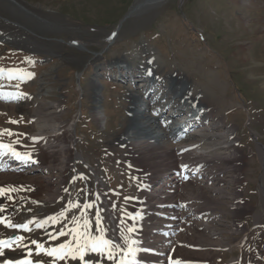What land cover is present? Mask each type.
I'll return each mask as SVG.
<instances>
[{"label": "rangeland", "instance_id": "rangeland-1", "mask_svg": "<svg viewBox=\"0 0 264 264\" xmlns=\"http://www.w3.org/2000/svg\"><path fill=\"white\" fill-rule=\"evenodd\" d=\"M16 1L23 4L32 15L26 18L27 30L0 19V69L4 70L0 73V86L13 93H25L27 99L23 102L20 100L23 96L20 99L12 96L6 97L4 99L6 101L0 100V131L9 129L20 134L0 135V140H7L15 144L14 146L19 145L17 147H25L20 148L30 152H37L38 149L28 138L30 133L36 132L32 113L40 112V109L42 112L52 111L54 102L65 100L63 110L56 116L67 124H73L79 112H82L75 131L78 150L97 170L100 176L98 179L103 181L100 182L102 189L112 187L123 190H119V194L114 195L113 199L117 200L119 206L126 204L124 202L128 200H125V195L131 194V190L120 185L130 178L122 172L121 165L117 166V162L118 164L121 162L119 160L116 162V157L121 155L123 148L110 146V143L111 139L116 138V134L128 125L127 119L130 114L128 93L136 92L138 86H134L132 81L129 83L109 79L106 81L103 76L94 75L106 66L116 64L122 69L129 67L125 65L127 62L134 64L136 60L138 63L143 60L153 61L160 69L161 87L156 88L158 92L163 89V82H167L166 86L170 87L171 76L181 74L185 81H189L192 90L195 89L198 94H205L209 103L220 108L216 109V112L222 115L228 124L238 125L240 146L247 152L245 162L248 165L242 170L244 176L242 185L241 182L231 180V176L236 175L234 168L224 165L226 172L223 176L228 181L225 180L220 185L225 191L220 195L221 203L217 205L224 216L216 227L225 233L223 240L227 245H235L237 238L245 234L233 224L236 222L235 219L240 221V226L245 224L252 228L251 234L261 231L256 224L259 222L264 225V197L261 195V190H264V160L261 156L263 149H259L260 143L264 146V0H251L250 4L249 0H165L160 4H151L143 8L123 22V18L137 0ZM0 17L22 21L17 13L13 14L6 6L1 5ZM116 33L118 37L113 39ZM73 43L85 45V48ZM244 44L248 47L245 50L242 49ZM148 51L152 53L148 54ZM94 54L99 56L91 59ZM122 55L130 56L131 60L119 66L117 62ZM135 67L138 68V65ZM21 73L34 75L19 79ZM139 73H135L134 76L131 72L127 74L132 80L136 79ZM112 74L117 73L115 71ZM10 75L13 78L10 79ZM80 86L84 88L81 95ZM95 91H99L100 99H95ZM142 95H139L138 99H141ZM34 100L36 102L32 104ZM137 103L133 109H138ZM95 107L102 116L100 124L93 116ZM103 113L107 116V122ZM17 139L19 143H16ZM211 141H215L214 144L222 142L219 137ZM29 169L31 168H28L23 176L0 177V182L18 180L27 184L26 186L16 181L18 183L16 186L22 188L10 189L9 193L19 195L10 199L0 196V202L8 199L14 203L13 201L17 202L16 200L20 198L27 205L32 203L31 200L41 202L49 198L52 201L45 204L44 210L48 217L67 209L66 219L57 224L49 222L45 225L51 228L50 231L46 227L38 230L36 224L40 221H32L29 224L33 232L27 234L31 239L27 244L34 240L32 238L39 237L46 241L45 246L48 243L55 246L58 242H64L66 237L52 241L48 239V233H55L64 225L72 227L70 223L72 215L79 216L81 211H86L82 207L70 209L68 202H79L81 206L87 203L88 189L89 202L95 200L96 189L92 185L95 176L81 160L76 175L71 169L65 171L59 166L54 168L51 165L45 166L40 169L41 171ZM81 174L87 179H79ZM107 177L113 181L112 185L107 181ZM62 179L67 181L64 188L67 191L60 193L58 186ZM189 185V189L192 190L190 195L203 197L206 191ZM236 185L241 186L242 192L244 191L246 203L241 206H246L248 212L247 214L244 212V215L235 213L237 209L233 207V200L230 199L236 197L232 195ZM41 186H45L46 190L53 194L51 196L38 194ZM211 192L207 193L212 194L215 191ZM32 195L36 197H32L33 199L28 197ZM98 203L105 204L103 199ZM38 207H41L40 204L35 203L28 214L37 213ZM106 210L105 207L102 208L105 225L109 229L108 234L115 236L113 226L109 223L111 216L107 215ZM86 212L88 218L94 222L95 209H87ZM23 214V212L17 214L16 222L27 221L28 217L24 218ZM119 219L123 218L119 215ZM45 232L46 234L42 235ZM253 247L249 250L250 254L247 248V253L246 249H243L244 257L241 264H264V239H256ZM232 249H234L232 254L240 253L235 246ZM199 251L193 252L198 255ZM207 251L200 254L207 258L209 255ZM179 252L183 253L181 250ZM230 256L231 251L224 254V259L215 256L213 261H210L213 263L215 261L216 264H229L225 262L230 261L227 260ZM37 258L35 256V259ZM43 259L45 264H51L50 258ZM101 264H104L103 260Z\"/></svg>", "mask_w": 264, "mask_h": 264}, {"label": "bare ground", "instance_id": "bare-ground-1", "mask_svg": "<svg viewBox=\"0 0 264 264\" xmlns=\"http://www.w3.org/2000/svg\"><path fill=\"white\" fill-rule=\"evenodd\" d=\"M0 1H1V4H0L1 6H6V9L13 12V14L17 13L22 18V21H18V22L12 21L8 17L6 18L0 17V19L6 23L13 24L19 28L27 30L26 25H25L26 18L30 17L29 15H32V13L23 4L17 2L16 0H0ZM164 1L165 0H137V2L134 4V6L131 9L130 16L137 14L143 8L151 4H158V3L160 4ZM250 2L251 0H249L248 3L250 4ZM46 23L47 22H44V24ZM115 35L116 34H114L113 39H116L118 37V35L116 36ZM81 46L79 45V47ZM82 47L85 48V45H83ZM246 48L248 47L246 44H244L242 49L245 50ZM147 53L149 54L152 52L148 51ZM98 56L99 55L94 54L91 59H94L95 57H98ZM127 60L128 61L131 60V57L130 56L123 57L122 55L118 59L117 65L123 66L124 62H127ZM156 64L157 63H154L153 61L147 62L145 60H143L142 62L140 61L137 64L138 68H143V71L145 73L144 75H146L147 78L144 77L143 79H141V82L145 84L139 85V88H137L136 92L133 91V92L128 93V98H129L128 111L130 112V116L127 119L128 125L124 127L122 131H119V133L116 134L117 135L116 138L111 139L112 143H110V146L127 148L129 152H132L131 153L132 155H136L137 157L139 156L138 158H134L135 162L149 166L153 170L154 173L158 172L159 170L165 167L170 168L172 167V165H174L172 163L176 162L177 156L170 151L173 146V143H172L173 137L172 136L169 137L166 131L168 130L169 132L170 131L172 132L171 129L176 128L177 125L175 124H178L179 122L174 121L173 123H171L172 126L170 125L166 127V124H165L166 122H165V119L163 118L166 111H163L162 108H160L159 111H152V112H150V110L142 111V109H140L137 111L136 109H133L137 103V100L140 101V99H138L139 98L138 96L144 93V95L142 96L144 98L145 97L147 98L146 100L147 104H150V102H152L153 104V102L155 101L158 103H161V102L166 103L167 105L171 106V109L175 110L176 114L178 112L188 113V111L191 108L195 109L197 113L199 112L200 116H203L201 117V119L205 118L204 120L208 122V126L205 127L202 131H200V134L197 135L196 139L195 137H192L191 139V141H193L192 144L185 145V147H187V151L183 155H186L189 158L195 159L203 166L209 167V169H211V167L213 169H216L219 174H221V172H224L226 170L224 168V165H229V167L234 168L236 172V175L232 176L231 179L238 183L241 182V185H242V179L244 177L242 170L245 169V166H247L248 164L245 162L247 159L246 158L247 152H245V150L242 149L240 146V137L238 135V125H235V124L230 125L231 123L228 124L225 118L222 117V115L217 114L216 109H220V108H216V106L214 107L213 104L209 103L205 94H198L196 91H194L195 89L192 90V87H191V84H189V81H185L181 77V74L171 76V80L169 78V80L172 81L170 87L162 89L160 93H157V89L155 86L159 84L161 80V76H160V69L157 67ZM127 65L130 67L129 64ZM131 68L133 67H130V69ZM143 86H144V90H142ZM83 90L84 88L80 86L79 87L80 95L83 94ZM95 92H96L95 99H98L100 96V93L99 91H95ZM146 93H147V96H146ZM170 94L172 95V97H168ZM7 97H12V96L8 95ZM103 97H105V95H103ZM25 99L27 98H24L23 96V98L20 100L23 101ZM35 102L36 101L34 100L31 103L33 104ZM64 102L65 100H59V101L54 102L52 104V109H53L52 111L42 112L43 110L40 109V112L32 113V118H33L32 120H34V122L36 123L35 124L36 132L30 133L28 135V138L32 141L31 142L32 145H34L38 149L37 150L38 153L36 151H31L34 159L38 160V163H34V167L29 169V171H33L34 169H41L45 166L51 165L53 166V168L56 166H59L61 167V169L65 171H67L68 169H71L72 172L75 173L76 175V169L79 168V162L80 160H82L83 163L86 164V166L92 171V173L95 176V181L93 182L92 185H94L93 187L96 189L95 200H96V196L99 195V200H96L97 206L100 209H102L103 207L107 209L108 215L111 216L110 218L113 221L115 234L118 237L119 235L118 226L113 217V213L116 212L118 208L117 207L113 208L110 202H106V206H104V204L102 203H98V202H101L100 199L102 200L105 194L100 184L102 180L100 179L101 180L100 181L98 179L100 177L97 175L95 168L91 165L90 162L84 159V155L79 152L78 147H77L78 139L75 134V131H76L77 122L80 118L81 112H79V114L77 115V119L75 122H73V124H67V122H65L62 119H59L56 116L57 113H60L63 110ZM178 103L180 104L179 107L178 106L175 107L176 105L174 104L178 105ZM93 111H94V114H93L94 118L97 119L100 124V122H102V116H100V112L98 111L96 107L94 108ZM171 112H173V110ZM103 115L105 116V119L107 122L106 114L103 113ZM169 117L171 116L169 115L166 118H169ZM209 120H211L210 123H209ZM194 122L195 124L198 122L200 123L201 120L195 119ZM200 136L201 138L199 139ZM32 137H40L43 139L33 140ZM216 137L221 138L222 142L220 141V143L216 142L214 144L213 142H215L217 139L213 142L211 140ZM3 143H8V142H3ZM12 145L17 151L30 152L27 149H22L25 147L20 146L22 147L20 148V147H17L19 145H16V146H14L15 144H12ZM259 145H260L259 149L260 150L263 149V151H261V156L263 157L262 160H264V146L261 143ZM113 149L115 150V148ZM259 149H258V152H259ZM79 153L81 154V157ZM8 158H12V156L10 154L0 155V170L3 167L6 168V170L0 171V177L2 176L9 177V176H14V175L23 176L26 174L27 167L25 166L28 164H25L19 161L18 163L11 162L12 164L9 163L8 166H4L3 164L7 162L3 160L9 161ZM211 162L216 163L215 168L211 165ZM20 163H22V165ZM97 180L99 182H97ZM16 181L18 183L26 184L18 180ZM16 181L11 180L8 182L7 181L0 182V188H3V189L6 188L5 189L6 193L1 197L10 199V198H14V196L16 195H19V193H16V194L9 193L10 189L20 190L22 188V187L16 186L18 184ZM224 181L225 180L222 179L220 180V183L222 182L224 183ZM66 182L64 179L60 181V186H58L59 187L58 190L60 193H63L65 191L64 188H65ZM97 183H98V187H97ZM189 184H192L191 186H196V188L199 187L204 192L206 191L204 193L205 196L203 195V197H199V196L193 197V194L186 196L187 199H191L197 203H200L199 205L200 209H198L197 211L203 212L205 210H211V208L212 209L218 208L217 205L221 203L220 201L222 198L220 195L224 193L225 188H222V187L216 188L215 184H213L212 186L208 185V187L206 184L199 185L198 183H192V182ZM185 187H186L187 192L191 190V188L189 189L187 185ZM238 187L239 188L237 189L235 193L236 197L233 198L232 205H234V207H236L237 209L235 213L243 214L245 212V214H247L248 212H247L246 206H241L246 203V200L242 199L244 196V193L242 192L241 187L240 186ZM46 189L47 188L45 186H41L38 189V194L40 195L45 194V196H51L53 192H50ZM210 191L212 192L215 191V192L213 193L211 192L213 195L207 193ZM89 193H90V189H88V191L86 192L88 196L86 200L87 203L90 200ZM261 195L262 197H264V190H261ZM28 197L32 198L36 196L32 195ZM7 200L0 202V208L4 209L3 211H0V239H4V240H8L7 237H9L12 232H15L17 236H20L21 230H22L21 228L8 227V223L20 224V223L26 222V220L23 222L18 221L19 223L16 222L17 216H18L17 214H22L23 212L24 218L28 217V220L44 221V219L48 217V214H44V210L46 209L45 204L52 201V199H49V198H46L41 202L37 200L35 201L31 200L32 203L26 205L23 203V201L20 200V198L16 200L17 202L13 201L14 203L8 200L9 202H11L9 203ZM107 200L109 201V195H108ZM107 200L105 199V201ZM235 200H237L236 201L237 203L234 202ZM240 201L242 203H239ZM35 203H39L41 206L37 208L38 212L36 211L37 213H34V215L28 214V211H31L30 208ZM164 211L166 213L167 209H165ZM101 215L103 216L102 211H101ZM151 223L153 224L154 222L152 221ZM151 223L148 224V227L144 228L143 233H145V235L149 234V232L152 231L151 229L153 228L151 229L149 228V227H152ZM233 224L240 227L239 224H237V222H233ZM200 225L203 226L202 230H198L199 228L195 227L198 229H195L196 231L193 232L191 235L189 234V231L181 234V237H183L184 239V243L195 244V246L199 247L200 251L198 252L199 253L198 255L196 252H193L196 250L188 249V247H182V246L180 247L178 245H175V247L173 248L174 250L173 253L177 252L175 254H177L178 256L185 257V259H183L185 261H190V260L192 261L193 259H196L197 261L199 260L201 261L205 259H210L211 257H214L217 255V252L213 251L212 247H210L212 245L213 240H215L214 236L217 235V231L214 230V228L216 227L213 225H205L204 223H200ZM257 225L260 227L262 226V224H260L259 222H257ZM47 229H49L48 231H50L51 228H47ZM43 234H46V232L42 233V235ZM37 241L40 243H43L39 240ZM117 242H120V241L117 240ZM213 244L217 245L215 243ZM25 245H27V247ZM25 245H23L25 246L24 248L25 253L29 247H33L35 249V245H33L31 242H29L28 244L26 243ZM19 248H16V251H11V252L4 250V255L0 256V261L4 264V261L6 259L7 260H19V259L29 258L26 256V254H22L19 251ZM180 250L183 251L182 254L179 252ZM203 251L209 252V255L207 256V258H204ZM200 253H203V254H200ZM151 254L152 253H150V255Z\"/></svg>", "mask_w": 264, "mask_h": 264}, {"label": "snow or ice", "instance_id": "snow-or-ice-1", "mask_svg": "<svg viewBox=\"0 0 264 264\" xmlns=\"http://www.w3.org/2000/svg\"><path fill=\"white\" fill-rule=\"evenodd\" d=\"M4 70L0 69V73ZM10 72L20 70H9ZM34 74L21 73L19 79H24L25 76H32ZM9 78H13L11 75ZM0 95H5L0 93ZM9 96H14L17 99L24 96L22 93H8ZM24 98H27L24 96ZM12 123H17V121H12ZM16 135L18 133H13L9 129H4L0 131V135ZM33 140L43 139L40 137H32ZM16 143H19L17 139ZM186 151V150H185ZM10 154L14 159L21 161L25 164L38 163V160L34 159L31 152H20L17 151L11 143L0 142V155ZM187 165H181V168L187 170ZM79 179H87L86 176L81 174ZM187 179V177H185ZM67 191V189H65ZM5 189L0 188V196H3ZM125 199L130 200L132 197H125ZM96 200H99V195H97ZM96 200L91 202L84 203L82 206L79 202L73 203L72 201L68 202L70 209H80L81 207L85 210L95 209L94 216L95 221L88 218V213L86 211H81L79 216L72 215L70 223L72 227L68 228L67 225L62 226L55 233H48V239L52 241H58L60 237H66L64 242L57 243L55 246L46 247L44 243H40L37 240H32L31 243L35 245V255L38 257L33 260L30 257L33 256V251L31 248H28L26 253L24 246L21 245L19 251L22 254H26L25 259L19 260H5L4 264H45L43 257L51 259V264H59V262H66V264H101V261H104V264L107 262H112V264H140L138 259V254L142 250V242L134 237V233L138 231L135 225H128L123 219L120 220V227L118 229L119 235L116 239L108 238L109 229L105 225V218L101 215L102 209L97 206ZM115 208V205H112ZM3 208H0V211H3ZM67 209L59 212L55 216H49L47 220L40 221L36 224L38 229L44 228L47 223L57 224L61 220L66 219ZM133 220L141 217V213L137 212L135 214H129ZM32 221L29 220L28 223L13 224L8 223L10 228H21L29 230V224ZM93 224H95V230H93ZM24 238L22 236H15L14 241L20 242ZM119 240L120 242H117ZM13 240H4L0 239V256L4 255L5 247L12 249ZM89 254H95L89 255ZM168 264H183L179 259H172L169 257Z\"/></svg>", "mask_w": 264, "mask_h": 264}, {"label": "water", "instance_id": "water-1", "mask_svg": "<svg viewBox=\"0 0 264 264\" xmlns=\"http://www.w3.org/2000/svg\"><path fill=\"white\" fill-rule=\"evenodd\" d=\"M130 12H131V10H130L129 13L123 18L122 22L130 16Z\"/></svg>", "mask_w": 264, "mask_h": 264}]
</instances>
